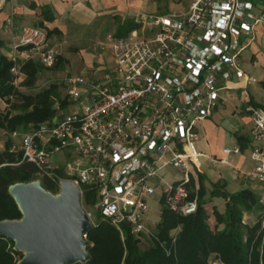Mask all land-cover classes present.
Listing matches in <instances>:
<instances>
[{"label": "built area", "instance_id": "2783aa9c", "mask_svg": "<svg viewBox=\"0 0 264 264\" xmlns=\"http://www.w3.org/2000/svg\"><path fill=\"white\" fill-rule=\"evenodd\" d=\"M179 1L181 9L140 14L139 28L110 36L114 67L102 79L66 76L70 112L10 133V150L21 153V162L35 163L38 177L59 186L72 182L93 225L100 214L123 239L125 227L139 238L154 234L158 220L147 212L158 189L157 201L164 198L174 213L198 211V125L228 101L230 90L259 82L245 70L243 53L264 30V0ZM58 56L46 28L24 26L10 55L14 83L23 82L25 61L52 68ZM245 110L253 122L249 175L264 181V97L260 104L248 100Z\"/></svg>", "mask_w": 264, "mask_h": 264}, {"label": "trees", "instance_id": "16d2710c", "mask_svg": "<svg viewBox=\"0 0 264 264\" xmlns=\"http://www.w3.org/2000/svg\"><path fill=\"white\" fill-rule=\"evenodd\" d=\"M41 17L40 25L45 20L55 19L48 6L41 7ZM139 27L135 17L126 18L114 36H127ZM58 31L49 29L48 34ZM3 47L4 41L0 38V100L11 103L14 97H18L21 102L12 103V108L7 110L0 109V129L8 133L0 149V221L22 219L23 213L10 187L15 183L31 182L39 174L35 163L26 160L21 162V153L10 150V133L15 130L26 131L33 125L50 120L68 105V95L61 97L56 83L36 94L24 93L21 86L32 87L39 73L50 67L37 59L25 61L22 71L26 77L17 86L11 70L14 61L3 51ZM66 64L67 61L59 55L52 68L64 69ZM57 104L60 108L56 107ZM199 181L198 211L191 215L174 213L163 198L161 216L151 237H136L125 227L123 239L119 229L108 218L98 214L95 224L87 232L90 258L74 264H213V260H219V264H264V202L258 194L250 188L229 192L220 183H215L211 196L223 197L226 203L224 212L214 206L217 226L212 229L206 209L205 177L201 173ZM41 185L54 194L59 190V182L47 175L41 178ZM91 194L92 191L87 192V201ZM248 212H258L255 222L246 221L245 214ZM221 224L223 228L218 229ZM24 256V252L15 248L13 240L0 237V264H18Z\"/></svg>", "mask_w": 264, "mask_h": 264}, {"label": "crops", "instance_id": "0c3cea01", "mask_svg": "<svg viewBox=\"0 0 264 264\" xmlns=\"http://www.w3.org/2000/svg\"><path fill=\"white\" fill-rule=\"evenodd\" d=\"M143 3L144 0H0V38L4 41L3 51L10 56L13 53V44L22 28L34 25L46 28L47 31L59 30L49 35V38L57 46L59 55L67 61V64L74 63L76 58L83 60L84 56L93 57L98 53H89V48L100 42L103 30L108 29L107 34L110 30L116 33L119 25L126 18H136L141 14L138 10ZM42 6L50 7L55 19L45 20L44 24L40 25ZM261 31L264 32L259 28L258 34ZM71 42H75L79 47L74 53L66 51ZM255 48L258 49L254 47L247 58L243 55V62L247 73L256 76L259 82L245 90H230L228 101L198 125L200 134L198 148L202 153L198 171L205 177V186L209 172L212 175L209 178L212 188L215 183H220L229 192L250 188L264 202V181L249 175L255 167L251 141L253 122L245 110L248 100L253 104H260L264 97V73L257 74L259 62H251L252 54L257 53ZM100 55L101 63L90 61V64L82 67L79 73H71V75L86 74L92 79H102L104 75L111 73L114 67L111 44L110 56H104L105 53ZM106 57H109V62L113 63L111 69L106 65ZM261 62H264V59H261ZM236 146L240 147L239 153L224 152L225 148ZM223 200L226 203V199ZM215 206L218 208L217 205ZM206 209L208 211L207 206ZM218 209L221 212L225 210V208ZM245 219L249 223L255 222L257 213H246ZM208 222L212 229L216 228L217 220L214 214H209ZM222 228V224L218 225V229ZM177 231L178 229L175 233Z\"/></svg>", "mask_w": 264, "mask_h": 264}, {"label": "water", "instance_id": "95a60500", "mask_svg": "<svg viewBox=\"0 0 264 264\" xmlns=\"http://www.w3.org/2000/svg\"><path fill=\"white\" fill-rule=\"evenodd\" d=\"M61 197L32 181L11 185L23 213L20 220L0 221V237L15 242L25 253L18 264H74L90 258L84 237L93 223L82 203L80 189L60 181Z\"/></svg>", "mask_w": 264, "mask_h": 264}, {"label": "rangeland", "instance_id": "374dc122", "mask_svg": "<svg viewBox=\"0 0 264 264\" xmlns=\"http://www.w3.org/2000/svg\"><path fill=\"white\" fill-rule=\"evenodd\" d=\"M181 8L182 6L179 0H144L143 5L140 7L138 11L141 14L148 13V14H153V15H161V14H166V13H169L170 11L178 10ZM107 31L108 29L103 30L100 42L98 44L93 45L91 48H89L90 49L88 51L89 53L93 54V52L94 53L96 52L98 54H95V56L92 55L93 57H90L89 55L84 56L83 60L80 58H76L74 63L66 64L64 69L45 68L39 73L38 79L32 87L22 85L21 90L27 94H36L42 89L49 87L51 84L56 83L59 85L60 96L64 97L67 94L66 90L64 89V85H65L64 80L67 75H71V73H79L82 67L86 66L87 64H90V61L101 63L100 54L105 53L104 56H110V43H111L110 36L111 37L114 36L115 31L110 30L108 34H107ZM254 47H258V49L255 48L257 53L252 54L251 62L252 63L259 62V65H258L259 70L258 69L256 70L258 72L257 74H259V72L264 73L263 71L264 62H261V59H264V32L262 31L259 32L257 39L253 42L251 47L248 48L246 51H244L243 55L245 58H247L250 55ZM78 48L79 47L78 45H75V42L74 43L71 42L68 44V48L66 49V51L70 53H74L76 52V49ZM105 59L107 63L106 65L109 67V69H111L113 67V63L109 62L110 61L109 57L108 58L106 57ZM20 102H21V99H19L18 97H14L11 103L6 102L5 100H0V109L7 110L9 108H12V103L15 104V103H20ZM58 106L59 105L57 104L56 107ZM60 111L70 112V109L66 107L65 109H61ZM246 113L248 112L246 111ZM7 136H8V133L4 131L3 129H0V149L3 148L5 140L7 139ZM208 177L209 178L212 177V175H210L209 172H208L207 178ZM209 178L206 179V187H207L206 200H207L208 212L210 215H213L214 206L217 205L218 208L224 209L225 203L222 197H218V196L212 197L211 196L210 192L212 190V186L210 185ZM40 180L41 178L37 176L35 179H33L32 182L35 184H39ZM61 191H62L61 186H59L58 192L55 193L54 195L61 197V194H60ZM160 193H161V190L158 189L156 196H154V198L149 199V210L147 213H148V218L150 221H156L160 219L161 204L157 201V198L159 197ZM254 213L258 214V212H254Z\"/></svg>", "mask_w": 264, "mask_h": 264}]
</instances>
